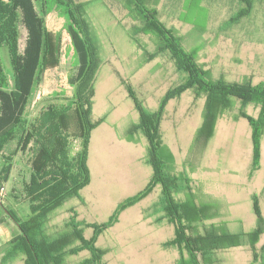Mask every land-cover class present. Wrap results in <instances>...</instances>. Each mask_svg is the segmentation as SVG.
I'll return each mask as SVG.
<instances>
[{
  "label": "rangeland",
  "instance_id": "obj_1",
  "mask_svg": "<svg viewBox=\"0 0 264 264\" xmlns=\"http://www.w3.org/2000/svg\"><path fill=\"white\" fill-rule=\"evenodd\" d=\"M29 1L33 12L41 15L40 0ZM79 1L85 2L86 18L100 57L92 119L105 120L90 135V182L80 190V197L69 198L53 211L43 227L48 240L63 243L59 248L63 264L90 257L89 250L82 248L76 229H81L86 240L99 231L93 246L103 250V264H176L180 256L187 257L176 245L164 247L173 238L174 227L160 202L159 183L153 184L138 202L121 210L115 223L101 228L123 200L137 195L151 182L152 166L142 159L147 153V138L142 133L128 134L138 121V108L154 111L162 104L158 122L163 141L161 156L167 161L169 173L188 181H180L174 198L184 200L188 187L198 204L206 203L214 209L210 218L196 224L200 233L218 225L229 233L248 234L256 227V212L264 224V133L259 142L258 166L250 176L251 127L243 116L244 113L255 118L258 107L253 103L240 106L236 101L217 119L206 143H194L202 121L204 94L196 95L192 86L178 96L165 98L167 91L182 83L187 74L176 68L167 52L147 58L146 52L154 53L160 39L139 32L140 19L127 16L123 0ZM185 3L186 0H158L155 8L159 19L182 37L184 47L196 51V62L208 75L228 81L264 80V2L256 3L250 13L229 25V16L240 6L238 0H202L201 5L207 10L203 31L197 30L193 22L202 20L201 12L186 10ZM18 12L17 52L24 56L29 31L20 8ZM44 24L54 50L53 63L34 81L22 110V117L31 123H36L48 106L68 104L73 92L71 78L81 67V52L75 47L78 36L65 16L53 9L44 15ZM0 56L9 90L13 80L6 47L1 48ZM77 124L70 108L64 131L71 156L79 150ZM17 138L0 152V168L5 163L10 165L6 179L0 181L4 193L0 197V264H26L27 258L22 252L10 251V241L19 235V230L17 222L4 213V208L9 209L22 220L31 215V201L23 184L30 179L37 155L30 148L32 143L25 145L26 149L18 148ZM6 156L10 159L5 160ZM72 216L80 222L78 225H67ZM243 239L239 245L211 252V264H251L254 255L258 260L264 258V226L254 245Z\"/></svg>",
  "mask_w": 264,
  "mask_h": 264
},
{
  "label": "trees",
  "instance_id": "obj_2",
  "mask_svg": "<svg viewBox=\"0 0 264 264\" xmlns=\"http://www.w3.org/2000/svg\"><path fill=\"white\" fill-rule=\"evenodd\" d=\"M158 0H123V8L132 20L140 19L139 32L151 33L157 36L161 43L154 53H148L152 59L158 52L171 55L178 70L184 71L186 79L171 91L165 98L178 96L182 90L195 86V94H204L202 121L196 131L194 143L204 145L212 136L217 119L230 110L236 101L240 106L253 103L258 107L255 118L245 115L251 127L252 140V171L258 166L259 142L264 133V80L252 83L248 78L243 81H228L224 77H211L196 62L197 53L187 50L182 37L174 27L166 26L158 17L155 5ZM202 0H186V10L201 12L202 20H194V27L203 31L206 25L207 10L201 5ZM240 6L228 18V24L234 23L243 15L252 11L256 3L264 0H238ZM22 10V20L28 27L27 45L24 56L17 52L19 37L18 21ZM53 9H58L78 36L75 47L81 52L78 73L71 78L73 92L68 104L50 105L39 116L36 123H31L22 117V110L31 95L35 80L53 63L49 32L44 24V15ZM41 15L33 12L29 0H0V50L7 48L11 62V77L13 87L7 89V82L1 66L0 56V152L8 148V144L18 137L20 149L30 146L33 155H37L32 163V172L28 182H24V190L29 197L31 215L19 219L9 209L4 213L17 222L19 235L10 241L12 253L22 252L27 255L26 264H63L59 248L63 245L60 240H48L43 234V227L49 215L71 197H80V190L90 182V172L87 165L88 146L91 131L105 120V117L92 119V97L96 72L100 65V57L96 40L86 18L85 2L79 0H40ZM186 14V13H185ZM186 21V20H185ZM73 108L78 121L77 138L79 150L70 155L69 141L65 135L67 113ZM139 109L138 121L133 123L128 134L142 133L148 141L144 161L152 166L150 184L137 195L123 200L113 212L110 220L101 225L109 227L118 219L121 210L138 202L151 191L153 184L161 185L160 202L166 212L168 221L174 227V236L165 248L176 245L187 257L180 256L176 264H211L208 256L216 249L239 245L244 238L248 244L254 245L258 235L263 231V219L258 212L256 227L248 234L229 233L218 225L200 233L196 224L212 216V206L197 203L193 192L187 187L186 198L177 201L174 192L180 190V181L187 183V178L171 174L167 171V161L161 156L163 145L158 122L161 118L162 104L154 111L146 108ZM32 141V142H31ZM26 149V147H25ZM6 158V159H5ZM9 160V157H5ZM9 164L0 168V181L6 179ZM264 194V188H263ZM0 198V205H1ZM78 223L72 216L67 225L76 226ZM99 231L96 230L92 239H84L81 229L75 234L82 241L81 246L89 250L90 257L74 264H103V250L95 248L93 242ZM98 233V234H97ZM243 239V240H244ZM200 257V259H199ZM251 264H264V258L258 260L254 255Z\"/></svg>",
  "mask_w": 264,
  "mask_h": 264
},
{
  "label": "built area",
  "instance_id": "obj_3",
  "mask_svg": "<svg viewBox=\"0 0 264 264\" xmlns=\"http://www.w3.org/2000/svg\"><path fill=\"white\" fill-rule=\"evenodd\" d=\"M0 197H4L3 188L0 189Z\"/></svg>",
  "mask_w": 264,
  "mask_h": 264
},
{
  "label": "crops",
  "instance_id": "obj_4",
  "mask_svg": "<svg viewBox=\"0 0 264 264\" xmlns=\"http://www.w3.org/2000/svg\"><path fill=\"white\" fill-rule=\"evenodd\" d=\"M99 125H100V124H99ZM99 125H98V126H99ZM142 159L144 160V157H143Z\"/></svg>",
  "mask_w": 264,
  "mask_h": 264
}]
</instances>
